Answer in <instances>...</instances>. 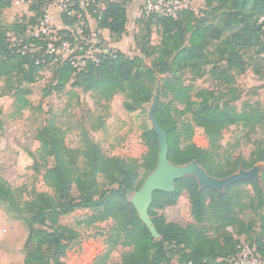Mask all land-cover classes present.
Here are the masks:
<instances>
[{"label": "trees", "instance_id": "16d2710c", "mask_svg": "<svg viewBox=\"0 0 264 264\" xmlns=\"http://www.w3.org/2000/svg\"><path fill=\"white\" fill-rule=\"evenodd\" d=\"M44 1L47 3V0L31 2L30 10L35 15L30 22L14 25L15 42H10L7 26L0 23V78H20L25 83H34L43 69L52 65L56 71L54 90L61 91L76 73L74 86L108 95L121 93L125 97L123 107L130 111L148 103L152 98L156 75H166L163 80L165 91L171 95L174 103L183 107L179 115L191 117V123L178 126L170 108L159 104L154 108V117L166 131L167 160L171 164L182 166L196 162L209 176L225 178L239 167L249 170L256 163L264 161L262 145L255 148L248 159H237L231 169L217 167L215 156L221 148L219 142L223 130L231 126L250 129L264 126V112L251 105L244 106L240 111L215 105L212 100L216 93L194 87L185 88L177 77L180 70L187 69L195 71V78H203L206 75L204 67L211 65L208 75L230 80L227 72L237 69L232 64L235 56H242L244 52L248 54L256 48V55H250L254 60H259V56L264 55V45L257 19L264 16V0H204V10L218 5L211 12L220 10L216 23L208 21L209 13L206 12L198 16L193 11L181 10L175 17L150 14L146 22L143 21L144 27L133 35L138 55L130 57L108 49L95 54L94 60H86L79 70L73 68L69 60L48 54L46 42L33 37L31 29L44 16ZM71 2L73 7H69V11H74V14H61L67 27H75L80 21L88 26L85 15L89 14L95 20L96 30L109 31L110 42H119L126 35V0H94L85 9L80 7V0ZM11 4L12 0H0V10L9 8ZM153 25L158 27L160 45L151 44ZM236 27L239 29L234 31ZM227 32L229 35L223 37ZM57 35L60 40L74 43L67 29L59 30ZM212 43H215V49L211 50ZM27 46L34 49H26ZM209 50L208 55H224L225 66L212 63L205 55ZM260 60H264V56ZM239 69L238 73L244 72L241 67ZM194 90L195 96L201 98L198 103L191 99ZM194 128L204 131L208 149L193 144ZM60 135L59 130L48 124L37 136L39 159L46 162L49 158L52 162L51 166L45 164L43 175L44 182L53 191L52 196L37 194L25 200L18 190L0 178V200L21 217L28 229L23 264H63L61 256L78 235L72 229L60 226L59 219L80 209L96 211V215L86 217L87 225L110 218L127 238L131 249L123 255L120 263L114 264H172L173 256L183 249L188 252L181 253L178 264H231L229 260L238 253L239 243L229 236V229L240 221H237L233 207L223 201L230 198L227 195L231 188L239 184H249L256 195L261 194L257 183L235 182L219 193L210 188L200 189L195 178L187 177L175 181L173 192H154L148 209L158 235V238H154L141 223L128 199V195L136 192L144 180L135 169L136 161L107 158L96 145L88 144L80 155L91 165V169L80 172L67 158ZM142 139L147 146L144 163L148 175L157 164L158 139L152 130L143 132ZM34 164L38 166L37 161ZM99 175L112 180L117 188L99 194L96 184ZM262 180L264 183V173ZM73 186L80 193L77 198L72 194ZM182 191L188 195L190 215L194 222L185 227L167 222L157 213L164 207L176 204ZM209 213L217 222L213 238L208 237L200 225ZM259 220L264 223V211ZM248 231L244 230L243 234ZM261 231L264 234V225ZM255 242L256 252L264 259V239L258 238ZM92 264L110 263L106 256H100Z\"/></svg>", "mask_w": 264, "mask_h": 264}, {"label": "rangeland", "instance_id": "374dc122", "mask_svg": "<svg viewBox=\"0 0 264 264\" xmlns=\"http://www.w3.org/2000/svg\"><path fill=\"white\" fill-rule=\"evenodd\" d=\"M29 1L33 0H12L9 8L0 10V23L7 26V37L10 42H15L16 39L13 36L16 32L14 25L16 23L25 25L35 15V12L30 10L31 2ZM126 1L128 33L122 41L121 49L124 54L133 57L138 55L133 35L144 27L149 14L144 12L145 7L157 0ZM44 3L46 2L44 1ZM63 3L62 0H47L44 6L47 10L46 26L52 32L60 29L58 28L61 26L60 20L63 23V29L69 28L75 31L76 28L81 27L80 24L75 27H67L64 24L61 18ZM187 3V5L185 3L181 5V8L188 7L189 9L184 10H193L198 16L205 12L209 13L208 21L216 23L220 10L211 12L213 7L218 8L217 4L204 10L203 0H187ZM69 7H73L71 0L67 3V8ZM190 7L193 8L190 9ZM175 9L179 8L174 7L173 13ZM180 11L178 10L176 14ZM143 15L144 17H142ZM85 19L88 26L79 29L76 34L77 40H74L72 46L89 49L87 53L96 51L98 47L107 51L109 41L103 39L99 31L95 29L94 20L89 14L85 15ZM238 29L239 27H236L234 31ZM229 32L223 37L226 38ZM150 41L153 45L161 43L156 25L151 27ZM26 49L33 50L34 48L27 46ZM73 49L58 50L57 54L66 58L67 55L74 52ZM212 49H215V43L211 44ZM256 51L257 49L254 48L248 54L244 52L242 56L239 54L235 56L232 64L237 69L227 72V77H230V80H227L226 77L216 78L208 75L207 71L211 69V65L204 67L206 75L203 78H195V71L187 69L180 70L177 77L185 88L194 87L196 90L206 89L216 93L212 100L215 105L237 111L246 105H251L254 109L264 112V60H260L264 55L261 54L259 60L258 58L254 60L250 54H255ZM208 54H210V50L205 55L212 63L225 66L224 55L212 56ZM240 67L243 69V73H238ZM55 72L54 66L47 65L34 83H25L20 78H0V178L13 189L18 190L25 200L31 199L37 194L53 195L52 189L43 180L45 164L51 166V159L48 158L46 162L40 160L38 153L40 147L38 133L48 124L59 130L66 156L78 171H90L91 165L82 158L80 153L86 145L93 144L107 158L136 161L135 169L138 175L144 177L145 180L151 172L146 175L144 156L147 153V146L142 139V134L147 130H152L149 119L151 107L155 104V108L159 104L170 108L171 115L178 126L191 123L189 115H179L183 107L174 103L171 95L165 91L163 80L166 75H156L152 98L148 103L128 111L123 107L125 97L121 93L108 95L84 91L81 86H74L77 81L76 73L70 77L61 91L54 90ZM195 93V90L191 93V99L194 103H198L201 98L196 97ZM192 142L197 147L209 148L208 139L202 129L194 128ZM219 144L221 148L216 153L215 163L222 170L231 169L237 159H248L255 148L264 145V126L255 129L227 127L222 132ZM35 161L38 162V166L34 164ZM254 168L256 169L254 177L245 181L257 183L261 188V194L256 195L249 184H239L231 188L227 195L230 198L223 201L233 207L237 221H240L237 222V226L233 225L229 229V236L234 239V242L239 243V247H243L242 250L245 248L255 249L256 239H264V234L261 231L264 223L259 220L264 211V183L262 180L264 161L256 163L249 170L239 167L236 172L229 175L248 172ZM96 184L99 194L117 188L116 183L103 175L96 178ZM226 188L218 192L223 193ZM133 193L128 195L129 201ZM72 194L74 198L80 196L75 186L72 187ZM157 213L162 215L167 222L182 227L194 224L190 215L188 195L185 191L181 192L176 204L164 207ZM90 215H96V211L80 209L59 219L60 226L70 228L78 235L70 244L69 249L61 256L60 261L63 264H92L98 257L106 256L108 263H120L123 255L131 249L127 238L119 231L117 223L110 218L87 225L85 219ZM200 225L208 237H215L213 229L217 222H215L212 213H209ZM244 230L249 231L247 234H243ZM27 236L28 229L24 221L0 200V264H23L24 244ZM184 252H188V250L183 249L173 256L171 263L178 264V259ZM261 261L264 264V259L261 258Z\"/></svg>", "mask_w": 264, "mask_h": 264}, {"label": "water", "instance_id": "95a60500", "mask_svg": "<svg viewBox=\"0 0 264 264\" xmlns=\"http://www.w3.org/2000/svg\"><path fill=\"white\" fill-rule=\"evenodd\" d=\"M154 106L155 104L150 109L149 119L152 124V131L158 139L157 164L154 170L143 181L141 187L130 196V203L135 209L141 223L154 238H158L148 214L154 192H173L175 189V181L187 177L195 178L200 189L210 188L220 191L234 182L252 179L256 173V169L254 168L248 172H240L233 176L218 179L209 176L196 162L182 166L171 164L167 160L168 144L166 131L159 125L153 115Z\"/></svg>", "mask_w": 264, "mask_h": 264}, {"label": "built area", "instance_id": "2783aa9c", "mask_svg": "<svg viewBox=\"0 0 264 264\" xmlns=\"http://www.w3.org/2000/svg\"><path fill=\"white\" fill-rule=\"evenodd\" d=\"M62 1L64 2L63 5L61 6L62 13L67 12L68 15L74 14V11H69L70 8H67V3H69L70 0H62ZM92 2H94V0H80L79 5L85 9ZM184 3L185 5H187L188 4L187 0H180V1L179 0H157L149 4L147 7H145L144 12L149 13V14H157L160 16H166V17H175L176 12L178 10L189 9L188 7L181 8V5H184ZM174 7L179 8V9L177 10L175 9L173 13L172 10L174 9ZM191 8L193 7H190V9ZM145 13L143 14L145 15ZM78 18H80V16H78ZM46 23H47V10H45L44 8L43 18L40 19L39 22L31 29L33 37L43 42H46V51L48 54H53L55 56H59L60 58H63V57L57 54L58 50H69L71 48L72 49L74 48L73 49L74 52L67 55V57L63 59L69 60L72 67L77 70L81 68V64L84 65L86 60L88 59L94 60L95 54L104 51L103 48L98 47L96 51L92 53L90 52L87 53V50L89 49H85V48L83 49L82 47L75 48L72 46L73 43H71V41L60 40V38L57 35V32L59 30H64L67 28L58 29L55 32H52L48 29V27L46 26ZM78 24H80L81 27L76 28L75 31H72L69 28L67 29L71 33V38L73 39V42L74 40L75 41L77 40L76 34H78L79 29L80 30L83 29V26H84L82 21H80V23ZM257 26L259 28L260 38L263 41V45H264V16L258 17ZM78 52H80V54H77ZM242 248L243 247H239L238 253L229 260L231 264H263L259 254L256 252L255 249L245 248L242 250Z\"/></svg>", "mask_w": 264, "mask_h": 264}, {"label": "crops", "instance_id": "0c3cea01", "mask_svg": "<svg viewBox=\"0 0 264 264\" xmlns=\"http://www.w3.org/2000/svg\"><path fill=\"white\" fill-rule=\"evenodd\" d=\"M203 6H205V4L203 5ZM60 20V19H59ZM94 20V19H93ZM127 20H128V15H127ZM60 22H61V26L60 27H58V28H60V29H63L62 28V21L60 20ZM94 24H96L95 23V20H94ZM95 29H96V26H95ZM126 30H127V27H126ZM97 31H99V34H101V36H102V38L103 39H105V40H107V41H109V45H108V47H109V49H113V50H117V51H120V52H122V49H121V46L123 45L122 43V41H123V39L125 38V36L127 35H125L119 42H114V43H112V42H110V40H109V31L108 30H106V29H103V30H97ZM128 33V32H127ZM123 53V52H122Z\"/></svg>", "mask_w": 264, "mask_h": 264}]
</instances>
